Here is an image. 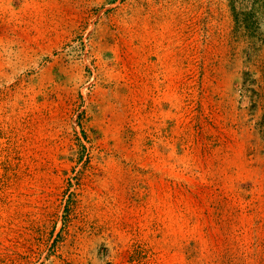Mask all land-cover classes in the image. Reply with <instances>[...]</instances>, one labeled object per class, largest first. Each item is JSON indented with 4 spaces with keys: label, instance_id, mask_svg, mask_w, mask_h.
<instances>
[{
    "label": "rangeland",
    "instance_id": "rangeland-1",
    "mask_svg": "<svg viewBox=\"0 0 264 264\" xmlns=\"http://www.w3.org/2000/svg\"><path fill=\"white\" fill-rule=\"evenodd\" d=\"M0 264H264V0H0Z\"/></svg>",
    "mask_w": 264,
    "mask_h": 264
}]
</instances>
